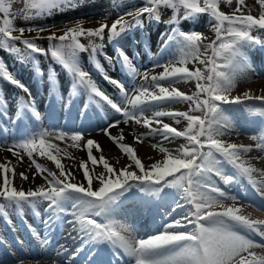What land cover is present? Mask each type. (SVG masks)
<instances>
[{
	"label": "bare ground",
	"instance_id": "1",
	"mask_svg": "<svg viewBox=\"0 0 264 264\" xmlns=\"http://www.w3.org/2000/svg\"><path fill=\"white\" fill-rule=\"evenodd\" d=\"M164 9L157 10L158 16L168 20ZM212 14L217 16L215 12ZM129 16L119 23H130L136 18L140 28L137 26L138 33L134 36L138 40L132 42L125 33L119 39V46L125 47L124 52L131 48V56L125 55V58L133 61L135 73L140 74L128 76L131 71L120 60L108 66L109 74L118 79L115 88L108 86L109 92L115 93L117 98L112 99L120 107L115 102L100 101L94 85L91 90L77 81L75 87L66 90L68 79L64 87L50 88L47 82L40 85L31 81V86L24 90L9 91L11 83L0 69V88L5 93H0V101L9 106L0 124V198L6 200L11 196L8 192L14 190L44 189V176L50 174L84 182L87 188L95 187L90 189L92 202L89 195L74 197V201L65 203L71 213L56 214L53 208L58 203L54 200L48 204L50 199L44 204L38 199L28 202L15 198L10 199L14 202L12 205L0 203V264H194L193 257L200 259V256L194 250L189 252L186 246L197 243L209 251L216 249V255L210 259L218 264H235L237 253L250 260L248 264H264V145L260 148L247 139L257 133L263 137L264 144V22H260L258 30L252 26L248 34L231 33L229 41H236L234 37H237L239 44L232 53L228 51L223 56L218 45L224 36L218 35L213 27L214 18L198 23V29L188 33L198 43L190 46L182 44L178 25L168 27L142 14ZM199 16L208 17L206 12ZM201 30L204 35L199 36ZM162 43L169 45L159 56L165 61L170 59L169 62L154 71H142L141 67L151 61L153 49L157 48L155 53H158ZM175 44L178 46L174 48ZM115 45L118 46L116 42ZM157 53L154 56L158 58ZM209 70L213 72L212 79L207 75ZM24 74L26 79L29 74ZM145 79L153 83L152 88L147 84L142 89ZM205 83H210L213 103H220V109L205 119L199 129V118L190 116L189 112L193 98L201 94ZM143 95L157 96L159 100L143 107L147 113L137 118L141 122L136 120L134 132L125 126H116L128 120L127 116L89 136L47 132L52 138L48 142L54 148L46 152V157L52 155L54 159L47 158L50 163L46 165H33L27 158L26 152L32 150L22 142L26 134L20 126L28 118L21 115L17 122L12 120L18 116L14 107L19 106L27 114L35 105L46 109L44 116L50 117V122L57 124L62 119H71L70 124L59 126L63 130L90 132L98 118L110 122L118 117L120 110L127 114L125 105L133 107ZM83 102L88 103L86 107ZM120 103L125 105L121 108ZM10 120L12 129L9 130ZM38 128L45 127L33 122L32 131ZM112 130L120 131V136ZM198 138L211 141L208 147L214 152V158L203 156L196 161L202 150ZM9 139L17 140L14 143L18 146L10 145ZM221 166L225 167L227 180H220L217 172L223 174ZM103 167L108 170L102 179ZM178 167L190 176L183 172L174 174L172 169ZM75 174L79 178L75 179ZM97 182L101 186L97 187ZM218 185L224 191L217 190ZM111 192L114 197L107 203L94 204ZM123 194L127 196L122 197ZM28 207L33 211H27ZM104 216L109 221L104 228L111 231L114 243L98 253L93 251L94 243L86 241L90 231L87 223L91 220L100 228L98 222ZM53 220L56 227L50 222ZM56 229L60 233L53 237ZM229 230L237 231V236L230 237ZM185 234H193L195 238L189 241V237H183ZM75 238L77 248L90 251V255L67 263L64 257L75 250L71 247ZM165 240H171L172 244L152 250V245ZM39 250L49 251L52 256L44 258Z\"/></svg>",
	"mask_w": 264,
	"mask_h": 264
},
{
	"label": "rangeland",
	"instance_id": "2",
	"mask_svg": "<svg viewBox=\"0 0 264 264\" xmlns=\"http://www.w3.org/2000/svg\"><path fill=\"white\" fill-rule=\"evenodd\" d=\"M199 1L203 5V7L213 8L217 10L222 16L223 21L225 22L222 25L221 22L220 24L216 23L215 25H213L217 34L220 36H224V41H222L218 45L219 51L223 56L227 54L228 51L230 53L233 50V47H236V45L240 41V39L237 37H234L236 41H229V39H231L229 37L231 33L248 34L254 27L255 30L259 29L258 27H256L258 25L254 26L253 23L264 22V0ZM43 2L44 0H0V18L4 19L6 22V24H3L2 20L0 19V52H4V55H2L4 59L1 58V60H5L7 65L14 66L12 70L14 73L13 78H18L21 81L22 78L18 74L22 75V73H24L25 71H27L29 74L34 72L35 76H33L37 77L36 75L39 73V71H37L35 68V61L33 59L34 55L36 57L38 55L34 51H41L44 49V52H50L54 49V52L49 53L47 55L48 57L46 58H35L36 60H40L42 73L48 75H59L60 80H62V74L66 79H68V81H70L66 88L68 89L73 87L76 84V81L72 82V80L68 77V73L66 71L70 72L71 69L75 68L76 74L74 75L76 76V79H78L79 83L88 88L89 85L97 86L95 87L96 90L105 99H109V97L113 95L108 92L111 89L106 85L107 83H105L104 79L108 77V83L115 79V77H112L110 79L108 66H110L111 63L114 64L115 58L117 57L115 51L116 49L112 46L111 43H109V41L112 39L117 40V37H120L121 35L124 36V34L128 31L126 25L128 24L133 26L135 21V19H133L130 23H126L125 25L119 23L120 20L124 19L125 17H130L129 15L132 14H142L147 15V17L151 16V20L157 19L158 21H160V23H163L166 26H170L172 21V24L178 25L177 28L181 29L179 30V32L181 33H179L178 35L182 37V44L196 46L198 45V43L194 42L195 38L193 36L187 35L186 33H189L190 30H197L198 23H206L211 19L210 17L205 18L203 16L201 18L197 14L184 12L177 0H75L74 3L69 2L57 6L56 11L54 12L44 10L42 11L38 9V7L42 5L41 3ZM154 7H156V10ZM159 8H165L164 12L168 20H162L159 18L157 12ZM116 22L118 24L113 25V23ZM186 25H191V28H187ZM234 28L239 30L233 31ZM160 30L163 31V29ZM200 32L201 33H199V36L204 35L202 30ZM76 36L82 37L78 39V47L73 50L71 42L72 40H77ZM26 37H40V39L34 40V42L26 39ZM59 38L64 39L66 42H69L68 45L70 46H68L66 50H64V48L55 47L58 46L57 44H55V42L56 40H59ZM129 38V40L135 42L132 36H130ZM51 39L52 41L50 43ZM53 41L55 46L52 49L51 46ZM27 44L28 47L26 46ZM176 46L178 45L175 44L174 48ZM129 52L130 51H128L127 55L130 57ZM59 53H61L60 59L62 61L56 60L54 58ZM113 53L116 55V57ZM169 60L170 59H168V61L155 60L153 62L154 65L149 69L148 67H146V69H153L154 71L158 67L167 64ZM222 61L223 60H221V62ZM124 62L129 66L130 61L128 59H124ZM58 63H61L62 65ZM212 73L213 72L211 70H209V72L207 73L210 79H212ZM154 75L155 73L153 72L152 77ZM258 79L260 78L258 77ZM144 81V87H142V89L145 88L147 84H149L148 86L152 88L153 83L149 82L150 80L145 79ZM210 87V83H205L201 94H199L198 97L193 98L191 102L192 111L189 112V115L199 118V129L200 126L204 124L203 122H205V119L211 117L210 115H213L220 109V103H213L214 98L210 91ZM133 92L134 91H132L131 93L132 95L134 94ZM256 93H259L260 95L263 94L262 92ZM114 98H117L115 94ZM158 98L159 97L157 96L143 95L136 99V103L132 104L133 107H131L130 105L128 107V105L122 104V106H127V116L130 118L116 126H125L128 128V130L131 129V132H134L136 122H141V120L137 118L144 117L147 113V111L144 110L143 107H146L145 105L153 104L154 102L159 100ZM196 103L198 104V106H196ZM99 123L100 124L98 126H92L94 127L93 130L85 133L84 136L95 134V132H97L96 134H98L99 132L107 129L113 122L107 123V121H99ZM113 131L114 130H112V132ZM116 135L120 136V131H117ZM247 139H250L255 145L261 146V142L257 140V137L249 138L247 136ZM49 140V136H46V140H44V138L42 139V141H46V143ZM199 141L200 143L198 146H200V149L202 150H200V154L196 157V161L199 162V158L201 160L203 156L206 159L214 158V152L210 147H208V143L211 141ZM44 145L42 147H38L39 149L35 148L32 150L38 160H33V162L32 157H29L30 163H44V165H46V163H50L48 162V160H46L47 158L54 159L52 155L46 157V152L51 151L54 146L49 145V142L46 146ZM83 145H85L84 140H82V147ZM88 146L90 148L89 142ZM57 162L58 164L62 163V161L60 160ZM221 169L224 173L225 167L223 168V166H221ZM107 170L108 168L106 167H103L101 169L102 179L104 178V173H107ZM172 171L174 174L179 175V173L183 172V168H173ZM50 172H52V168ZM183 173H185V176L187 177L190 176L189 172ZM217 173L220 174L221 181L225 180L223 174L219 172ZM40 176L43 178L42 175ZM76 177L79 178L77 174H75V179ZM255 177L258 178V176ZM44 178V183L47 185L44 186V189H22L14 190L13 193H8L14 196H19L22 194H29L28 196H30L31 193L37 192L41 196L45 194L49 196V191H65L66 194L63 195V198L73 196L75 193L76 196H79L80 198L86 195L93 196L90 189H94L95 187L87 188L84 182L78 183L76 182L77 180L72 181L69 178L67 180V177L63 179L51 174L46 177L44 176ZM105 181L108 182L109 179H104V182ZM109 184L110 183H108V185ZM96 186H101V183L97 182ZM216 188L219 191H224L220 188L219 185ZM29 191L30 193H27ZM92 192H95V190ZM2 202L3 200L0 198V203ZM183 237H186V235H184ZM171 243V240H165L161 243L152 245V249L157 250L158 248L168 246ZM191 246L195 247L196 250L200 253V260L193 259L194 264H218L217 262H213L210 259V256L216 255V249L209 251L207 247H204L203 244L200 245V243L190 245L189 247Z\"/></svg>",
	"mask_w": 264,
	"mask_h": 264
}]
</instances>
